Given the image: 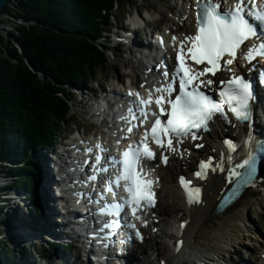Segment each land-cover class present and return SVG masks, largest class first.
I'll return each instance as SVG.
<instances>
[{"label": "trees", "instance_id": "obj_1", "mask_svg": "<svg viewBox=\"0 0 264 264\" xmlns=\"http://www.w3.org/2000/svg\"><path fill=\"white\" fill-rule=\"evenodd\" d=\"M115 1L13 0L14 7L4 9L38 21L16 25L9 37L0 34V176L30 192L34 206L41 176L33 152L68 121L67 84L84 83L106 62L96 39ZM31 217L44 221L40 212ZM14 220L0 215V233ZM0 252L8 264H26L21 247L0 241Z\"/></svg>", "mask_w": 264, "mask_h": 264}, {"label": "snow or ice", "instance_id": "obj_2", "mask_svg": "<svg viewBox=\"0 0 264 264\" xmlns=\"http://www.w3.org/2000/svg\"><path fill=\"white\" fill-rule=\"evenodd\" d=\"M195 6L197 8L196 27L198 31L195 35L185 36L180 42L176 55L177 65L173 70L171 82L166 86L156 87L153 91H149L147 98H141L139 93H129V95L138 98L133 103L140 110L137 115L131 108L129 109L132 120L140 117L147 119L148 112L144 111L146 106L155 104L159 108L158 111L151 112L155 120L152 122L151 128L145 130L139 145H129L128 150L123 152L122 159L112 158L114 163L122 165V171L116 180L109 182L107 191L112 192L113 184L118 187L122 186L129 196L124 198L123 204H117L114 207L123 211L125 205H131V214L136 219H141L137 212L142 210V204L146 207L155 206V193L151 191L155 181L142 175V167H140V171H137L141 157L147 160L155 159V152L148 147L149 138L160 148L177 153L178 146L183 143L185 138L190 137L193 140L200 138L194 130H209V123L213 121L216 114L226 117L224 104L229 106V110L238 120L248 121L250 119L251 83L244 77L236 75L228 66L237 60L238 52L240 58L247 59L249 62L258 56L264 57V42L240 51L241 46L251 38H264L258 33L257 24L252 22L256 21L259 25L264 26V8L256 7V0H235L231 7L223 8L217 0H195ZM177 39L176 36L172 37L173 46ZM189 44L190 46H188ZM225 57L231 58L225 59ZM187 59L193 61L195 65H204V67L197 70L187 63ZM220 71L232 72V76L228 80H220V84L227 85V87L219 92L223 99L218 103L213 100L211 95L201 91L202 86L209 87L213 85L214 81L201 78L208 74L215 77ZM163 75L168 77L169 73L165 71ZM177 84L178 94L173 98L172 94L177 91ZM141 86L143 87V85ZM165 104L169 105V108H165ZM161 115L167 116V119L162 121ZM123 119H128V117ZM132 130V127L127 129L128 132H132ZM249 139L251 138L249 137ZM225 143L230 151H236L237 145L231 140ZM95 147L99 148L101 152L105 151L101 145ZM196 147H203V145L197 144ZM93 150L92 148L87 149L89 152ZM102 159L101 155H96L95 163L99 165ZM168 159L167 155H162L164 164L168 163ZM228 159L231 161L232 158ZM256 159L249 149L246 158L229 169L228 182L233 183V178H235L234 195L239 192L241 187L254 184ZM209 169L213 172L217 170L223 172V160L215 166L211 159L201 161L199 171H196L194 175L199 179H205ZM99 171L107 172L108 169L100 167ZM90 179L95 180L96 176L93 175ZM121 182L125 183L121 184ZM179 183L186 190L190 204L199 202L201 192L199 187H191L192 181L186 180L184 176L179 178ZM100 211L106 213L109 210L101 209ZM117 226L118 221L105 224V227L109 228ZM128 226L135 227L134 224ZM137 235H140L139 232Z\"/></svg>", "mask_w": 264, "mask_h": 264}, {"label": "bare ground", "instance_id": "obj_3", "mask_svg": "<svg viewBox=\"0 0 264 264\" xmlns=\"http://www.w3.org/2000/svg\"><path fill=\"white\" fill-rule=\"evenodd\" d=\"M177 1L178 3L176 5L178 8L180 0H177ZM8 6L14 7V4H12L11 2L10 4L8 3ZM4 11L2 12L1 28L3 27L4 19L8 20L10 23H13V21H16L17 23H19V24L13 23L15 26L25 24L26 22H31L26 17L18 16L17 14L13 12L9 14L7 11L6 12ZM179 12L180 10H178V13ZM175 18H176L175 20L178 23L186 24L189 20L187 9L184 8L183 11L179 14V16H176ZM190 27H191V24H188L187 28H190ZM166 28H169V27L166 26ZM191 29L194 30L193 27H191ZM10 33L8 34L10 35ZM175 35H176V32H175ZM153 38L154 36L152 35L151 38H147V39H153ZM143 41L148 42L146 38H144V40H142L141 42L140 50H147L145 48L146 45H144ZM178 42L176 41V43ZM159 43H161V45L164 46L165 51L163 54H160V55L156 54V55L161 57L164 60L168 71L173 72V68L171 65V58L167 53L166 44L165 42H159ZM143 67L145 70H142L140 67L139 68L135 67L131 70V74L137 78L138 84L143 81L155 82L156 79H157L156 81V84H157L158 82L157 73L155 72L153 75H149L146 73L148 67L145 64L143 65ZM108 87L109 85L106 84L105 88H108ZM227 133L230 134V130H228ZM219 134L220 133L217 131H213L211 133V136L214 138V143L212 144L207 143L202 149V152L194 150L191 144H185L184 145V148H185L184 158L180 161L176 159L175 157H172L171 164L167 165L166 167L161 168L160 174L163 176L162 179H164V188H166L164 194L172 193V192L175 193L176 194L175 200H176V204L178 205L177 208H181L180 210H184V213H183L184 216L190 215L192 217L191 224L186 230V232H188V238L191 242L190 249L188 250V252H180L177 255L172 254L173 252H171L168 257L167 264H198V263L199 264H216V262H218V264H231L232 261L228 257L229 256L228 254L231 252L232 253L235 252L236 251L235 247L241 241H243L244 240L243 238H245L247 235H250L253 238L257 234L256 233L257 229L255 225L252 223V217L249 211L252 210L253 206H258L261 209H264V188L263 187L257 186L255 188H249L243 194V196L240 199H238L232 206L228 207L224 213L219 214L216 217H212L211 216L212 209L216 207L217 202H218L217 200L218 194L224 187V181H223L224 179L221 176L217 175L216 172L212 171L211 175L213 176H210L208 180L206 178L204 182H201V184L203 185V188L200 187L201 189L200 193H203L204 195L206 194L205 206L200 205V204H194V202L190 204L188 202V195L186 197V203L188 204L189 208H186L185 205L183 208L181 205L182 199H181V194L179 192L181 189L180 188L181 186L178 185L177 176L181 172L182 173L184 172L185 177L190 178V176L193 174L191 170L194 169V166L197 163L198 156L200 155L207 156L211 148L223 142ZM205 140H207V137H205ZM71 146H73V142L70 144V147ZM45 164L50 172L48 173L47 178L46 177L44 178L43 184L38 185L37 187L38 193L40 195L43 194L44 196L43 202L45 203L46 202L45 192H46V198L47 200H50V205H51L49 208V214L51 215L52 219L58 222L56 215H55L57 212V208L55 204L53 203L54 201L53 200L54 199L53 185L56 184V180H57L56 175L52 169V165L54 164V162L52 161V159H49V161H45ZM182 166H186L188 168H185V167L183 168ZM174 178H176V181L173 180ZM165 180L167 181L166 185H165ZM49 183H50V188H52V191H53L52 193H51V190L47 187ZM261 184H263V182ZM44 186H45V191L43 192ZM164 188L161 187L160 185L159 192L163 191ZM27 192H28L27 190H24L21 187H15V188H12L13 196H10L9 198H7L8 196L6 197L7 200L10 202V205L12 204L14 205V203L18 199L20 201L22 200V203H24V205H20V211L23 212L24 210V214H27L29 212V209H28L29 206L25 204V202H27L32 196V195L29 196ZM10 205H8V207H10ZM21 207H23L24 209L22 210ZM18 209H19V206H18ZM85 209L86 207L78 208V210L81 213L84 212ZM172 210H173V207H172ZM180 210L175 213L176 217L178 213H181ZM14 213H16V215L19 218L22 217L19 215L17 211ZM121 215L123 216L126 215L124 212V209L123 211H121ZM58 216L60 215L58 214ZM26 222H28V220H26ZM207 222H209L208 227H207ZM220 222L222 224V228L219 234L215 235L212 238V240H207L212 236L213 229L211 228V226L217 225ZM170 224L172 225V227L175 226V222H172V223L170 222ZM27 225L29 224L22 223L23 227L21 228L23 231L26 232V235L23 236L25 237V240H28L29 242H33L34 241L33 235L40 234L43 236V240L49 239V240H52L53 243H56V244L58 243L56 240L59 239L61 232L68 231V227H69L68 225H65V224H59V225L53 226V230H51V232L49 233L40 232L38 230L36 231V233H34L33 231L32 232L29 231V229L26 227ZM19 226L20 225H14V227H17L16 229L21 231V229H19ZM109 232H112V230ZM171 234H172V230L169 231V228L168 230L166 229V236L171 235ZM258 236L260 237V235ZM9 239H11V236L5 235L4 230H3L0 234V240L8 241ZM79 239L83 240L81 233H79ZM154 240L158 242V239H154ZM87 243H90V242L87 241ZM85 247H87V244L84 243L82 245V248H85ZM54 248L50 250L49 252L47 250H44L42 257L38 255L37 258L35 259L36 264H51V263L79 264V262L76 260H81L80 257L73 259L72 257L68 256L66 253H63L62 251H57L56 256H55V253L52 252L53 250H55ZM75 250H77V248H75ZM45 258H46V261H45ZM244 258H246L245 255H244ZM4 263L6 264L7 262L4 260ZM134 263L135 261L133 259H129L128 262L125 264H134Z\"/></svg>", "mask_w": 264, "mask_h": 264}, {"label": "rangeland", "instance_id": "obj_4", "mask_svg": "<svg viewBox=\"0 0 264 264\" xmlns=\"http://www.w3.org/2000/svg\"><path fill=\"white\" fill-rule=\"evenodd\" d=\"M11 1H13V0H10L9 1V4L11 3ZM163 2H166L167 4H170V2H171V0H138V2L135 4V5H130V6H128V7H122V8H120V7H118V9L119 10H122V11H135L136 10V8L137 7H139V3L141 4V3H145V4H147V5H149L150 7H152V6H154V8H159V6H160V4H162ZM13 3V2H12ZM14 4V3H13ZM166 19H168V18H166ZM13 23H17L16 21H13ZM13 23H10L8 20H3V27L0 29V33H1V35H3V36H6V37H8V33H10V32H14L15 30H16V26L13 24ZM17 24H19V23H17ZM105 40V39H104ZM105 41H107V40H105ZM108 42V41H107ZM111 43V42H110ZM16 45V44H15ZM114 49V48H113ZM115 51V52H114ZM114 51H112V53H110V57H111V59H109L108 58V61L103 65V68H100V67H98L97 69L98 70H100L99 71V74H98V76H99V78H98V80H99V83H101V85H102V80L104 79V78H112V77H114L118 72V70H120L121 71V74H125V73H127V72H129V70H130V64H129V61H137L138 60V57H131V55L129 54V51L127 50V48H125V47H123L121 50H119V47L118 48H116V49H114ZM126 51V52H125ZM131 57V58H130ZM130 58V59H129ZM116 66H117V68H116ZM117 72V73H116ZM114 75V76H113ZM92 81H95V78H93L92 79ZM93 86H95V87H97L98 85L96 84V85H93ZM73 91H74V89H72ZM74 93H76V91H74ZM77 94V96L76 97H74V101L72 102V108H71V111H70V115L71 114H73L74 116L73 117H75V120L73 121V119L70 121L71 123L67 126L68 128H70V129H73V128H75V127H77L78 125L80 126V128H82V129H84V127H87V125L85 124V117H86V115H85V110H86V108H87V100H86V97H83V96H81L80 95V92L79 93H76ZM95 94V93H94ZM33 120V119H32ZM49 158H50V156H49ZM46 169V168H45ZM8 179V178H7ZM173 180H175V178L173 179ZM9 182V181H8ZM166 180H165V185H166ZM11 183H13V180H12V182ZM50 190H51V193L53 192L52 191V188H50V183L48 184V186H47ZM165 189L166 188H164V190H163V192H162V194L163 195H161V203H160V209H159V211H160V213L164 216V220H163V222L165 223V225L164 226H166V229L168 230V228H169V231L170 230H172V233H173V227H172V225L170 224V222L172 221V222H174L175 221V219H174V216H176V212H178L179 210H175V209H173L172 210V207H173V205H172V203H174V205L176 206L177 204H176V194L175 193H167V194H164V192H165ZM45 191V186L43 187V192ZM27 194L30 196V192H27ZM174 195V196H173ZM181 199H182V197H181ZM25 200V199H24ZM23 200V201H24ZM45 200H46V202L47 201H50V200H47V198H46V192H45ZM175 201V202H173V201ZM178 200V199H177ZM21 202H22V200H21ZM19 200H17L15 203H14V205L12 204V205H10V202L7 200V198L5 199V203L6 204H8V205H10V207H9V209H11L12 211H13V213L14 212H18L19 213V215L20 216H24V217H26L27 216V214H24V208L23 207H21V209L23 210V212L22 211H20V205H22V203H21ZM54 203V202H53ZM182 203H183V200H182ZM25 204H27L29 207H28V209H29V212H36L34 209L35 208H33L32 206H30L29 204H30V201H27V202H25ZM182 205V204H181ZM18 206H19V209H18ZM51 205L49 204V207H50ZM17 207V208H16ZM184 208V207H183ZM213 211H214V209H213ZM28 212V213H29ZM171 212V213H170ZM249 213L251 214V217H252V223L255 225V227H256V229H257V234L258 235H260V237L258 236V235H255V237L256 238H258V239H260V241H261V244L263 243L264 244V228H263V226H264V222L261 224V221L263 220L264 221V209H261L260 207H258V206H253V208H252V210H250L249 211ZM0 214H1V212H0ZM29 219V216H27V220ZM174 219V220H173ZM168 222V223H167ZM171 222V223H172ZM170 224V225H169ZM23 226L22 225H20L19 226V229H21ZM27 227V226H26ZM28 229H29V231H33L34 233H36V231L37 230H32L31 228H29V227H27ZM3 229V228H2ZM14 229H16V227H13V228H11L9 231H7V232H5L4 234L5 235H9V233L10 232H12ZM255 229V230H256ZM39 231V230H38ZM21 233L20 234H22V236H24V235H26V232L25 231H23L22 229H21V231H20ZM172 235V234H171ZM171 235H167L166 236V234L164 233V235H163V237H161L159 240H161L162 242H161V248H160V252L164 255V254H167V252H168V249H170V244H171ZM9 236H11V237H14L15 239H16V241H18V242H21V243H19V244H22V246H20V245H18V246H20V247H23V249H24V252H29V251H31V247H30V245H28L27 243H26V241H23L22 239H20V238H18V237H16L14 234H11V235H9ZM254 236V235H253ZM29 238H31V237H29ZM256 238H252V236H246L245 238H243L244 240L243 241H241L236 247H235V252L234 253H229L228 255L229 256H231V255H233V256H231V259H234V261H235V259H237V257L238 256H240L242 253H247V254H250V252H252V251H254L253 249L255 248V251H256V248L258 247L259 248V246H261V245H259V243L257 242V239ZM6 239V238H5ZM39 239H43V236L42 235H40V234H34L33 235V240H39ZM4 242H8L7 240H4ZM39 243H41L42 244V246H44V248H48L49 247V245H48V243L47 242H49V239H45V241H38ZM9 243V242H8ZM29 243V242H28ZM55 244V243H54ZM11 245H13V244H11ZM17 244L15 243L14 245H13V247L14 246H16ZM57 245V244H56ZM259 245V246H258ZM42 246L41 245H39V251H44L43 249H42ZM155 247H156V243H154V242H151V251H150V254H149V258H155V255H156V251H155ZM158 247H159V245H158ZM249 248H250V251H249ZM55 250H53L52 252H54L55 253V256H56V252L57 251H61L60 250V247H58V246H55V248H54ZM52 250V249H51ZM35 251H37V249L35 248ZM39 251H38V253H39ZM33 252H34V250H33ZM62 252L63 253H65L63 250H62ZM239 253V255L238 254H235V253ZM259 252L258 251H256V254H258ZM37 258V257H36ZM45 261H46V258H45ZM154 261H155V259H154ZM234 261H232V264H235V262ZM43 262V261H42ZM51 264H56V263H51ZM156 264V263H155Z\"/></svg>", "mask_w": 264, "mask_h": 264}, {"label": "water", "instance_id": "obj_5", "mask_svg": "<svg viewBox=\"0 0 264 264\" xmlns=\"http://www.w3.org/2000/svg\"><path fill=\"white\" fill-rule=\"evenodd\" d=\"M9 3V0H0V28H1V19H2V12L4 11L5 7L8 5ZM29 21L31 22H38L36 19H29ZM0 264H5L4 263V260L1 256V253H0Z\"/></svg>", "mask_w": 264, "mask_h": 264}]
</instances>
